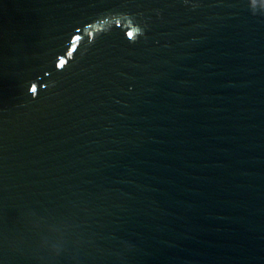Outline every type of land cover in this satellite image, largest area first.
Here are the masks:
<instances>
[{"label":"water","instance_id":"obj_1","mask_svg":"<svg viewBox=\"0 0 264 264\" xmlns=\"http://www.w3.org/2000/svg\"><path fill=\"white\" fill-rule=\"evenodd\" d=\"M0 264H264V0H0Z\"/></svg>","mask_w":264,"mask_h":264},{"label":"snow or ice","instance_id":"obj_2","mask_svg":"<svg viewBox=\"0 0 264 264\" xmlns=\"http://www.w3.org/2000/svg\"><path fill=\"white\" fill-rule=\"evenodd\" d=\"M130 35H131V33H130ZM61 64H63V61H61Z\"/></svg>","mask_w":264,"mask_h":264},{"label":"clouds","instance_id":"obj_3","mask_svg":"<svg viewBox=\"0 0 264 264\" xmlns=\"http://www.w3.org/2000/svg\"><path fill=\"white\" fill-rule=\"evenodd\" d=\"M252 15H255L254 13H251Z\"/></svg>","mask_w":264,"mask_h":264}]
</instances>
